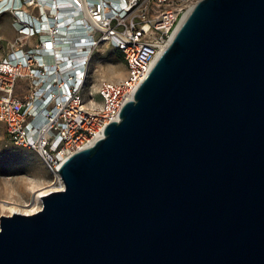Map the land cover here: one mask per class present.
I'll use <instances>...</instances> for the list:
<instances>
[{
    "label": "water",
    "instance_id": "95a60500",
    "mask_svg": "<svg viewBox=\"0 0 264 264\" xmlns=\"http://www.w3.org/2000/svg\"><path fill=\"white\" fill-rule=\"evenodd\" d=\"M0 264H264V0H197Z\"/></svg>",
    "mask_w": 264,
    "mask_h": 264
},
{
    "label": "built area",
    "instance_id": "2783aa9c",
    "mask_svg": "<svg viewBox=\"0 0 264 264\" xmlns=\"http://www.w3.org/2000/svg\"><path fill=\"white\" fill-rule=\"evenodd\" d=\"M196 1L0 0L14 33L5 50L0 35V121L9 140L35 150L60 179L63 156L118 119ZM106 46L120 52L127 75L91 91V60Z\"/></svg>",
    "mask_w": 264,
    "mask_h": 264
},
{
    "label": "rangeland",
    "instance_id": "374dc122",
    "mask_svg": "<svg viewBox=\"0 0 264 264\" xmlns=\"http://www.w3.org/2000/svg\"><path fill=\"white\" fill-rule=\"evenodd\" d=\"M6 18L9 20L7 15H0V33L5 29L4 22ZM2 44H6L5 40L2 41ZM2 50L0 49V53ZM109 64L114 65L116 73L119 72L115 77L109 75L112 81L117 82L127 75L120 52L107 46L102 47L92 57L87 82L88 89L93 91L100 80L108 78V72L105 69ZM51 183L53 185L57 184L55 177L41 156L33 149L13 144L8 138L5 124L0 121V199L21 200L29 203L32 190L28 185L37 184V186H40ZM17 190H19V193H16Z\"/></svg>",
    "mask_w": 264,
    "mask_h": 264
},
{
    "label": "bare ground",
    "instance_id": "6f19581e",
    "mask_svg": "<svg viewBox=\"0 0 264 264\" xmlns=\"http://www.w3.org/2000/svg\"><path fill=\"white\" fill-rule=\"evenodd\" d=\"M185 15H186V13L182 17V20L185 17ZM1 40H2V38H1ZM114 68L115 67H114L113 64L107 65L105 70H106V72H108V78L106 80L102 79L103 81L111 82V83L112 82L113 83L116 82V81H112V79L110 78L111 76L115 77L119 73V72L116 73L115 72L116 70H114ZM109 75H111V76H109ZM124 78H122L121 80H123ZM121 80H119V81H121ZM119 81H117V82H119ZM137 82H139V80ZM137 82L135 83L134 87L137 85ZM93 102H94V98L90 99V103L89 104H91ZM66 156L67 155L63 156L62 162L66 159ZM54 177H55V182L57 183V184L55 183L56 185H53V183L47 184V185H40V186L39 185L37 186V184L36 185H34V184L28 185L29 188L32 190V195L30 196V202L29 203H25V202H23L21 200L9 201L6 198L5 199H0V212L2 214L10 215L12 213L31 214V213H34V212L38 211L41 208V196L42 195L47 194V193H49L51 191H55L57 189L63 188V182H62L61 178L59 179L57 176H54ZM6 190L8 191V187L7 186H6ZM16 193H19V190H17Z\"/></svg>",
    "mask_w": 264,
    "mask_h": 264
},
{
    "label": "crops",
    "instance_id": "0c3cea01",
    "mask_svg": "<svg viewBox=\"0 0 264 264\" xmlns=\"http://www.w3.org/2000/svg\"><path fill=\"white\" fill-rule=\"evenodd\" d=\"M4 23H5L4 24L5 29H4V31L2 33H0V35H1V38H2L1 42L3 40H5V43L6 44L5 45L2 44V47L5 50L8 47L9 41L13 38V34L14 33H13L12 29L9 26V20H8V18L5 19V22Z\"/></svg>",
    "mask_w": 264,
    "mask_h": 264
}]
</instances>
